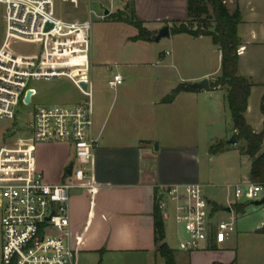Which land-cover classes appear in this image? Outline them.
<instances>
[{
  "label": "crops",
  "instance_id": "0c3cea01",
  "mask_svg": "<svg viewBox=\"0 0 264 264\" xmlns=\"http://www.w3.org/2000/svg\"><path fill=\"white\" fill-rule=\"evenodd\" d=\"M97 1L102 3L101 0ZM224 1L230 13L236 8L240 12L241 21L237 26L241 42L238 52L239 74L250 80L254 75L264 80V0ZM112 2H121V5L110 11V14L123 11L125 5L130 3L136 17L150 33L157 32L164 25L169 26L173 21L187 20V0ZM110 21L118 26L129 25ZM136 35L137 30L125 36L124 40L133 44L150 42L134 40ZM171 36L181 38L187 47L202 43L207 51L217 50L220 67V52L210 37H192L188 34ZM170 42L171 50L165 51L164 55L160 53L156 59L153 75L156 83L166 79L167 68L185 67L174 43ZM105 65V70L111 71L122 64ZM217 71L204 69L185 79L196 82L207 77L210 83L219 76L220 68ZM114 74L120 73L115 71L112 76ZM121 85L109 87L107 84L108 89L113 91L112 96L105 95L103 89L98 88L101 93L92 101L91 133L96 141L93 178L97 187L92 192L79 189L81 191L70 195L69 199L70 240L76 250L77 264H90L94 260L96 264L99 261L100 264H116L117 260L118 264H165L155 242L156 207L163 219L164 242L174 250L176 264H239L232 248L234 232L221 244L212 243L205 249L192 252L179 251L177 245L182 232L175 224L171 205L167 203V218L162 216L159 208L165 187L186 184L202 186L211 206L217 208L213 213L215 219L218 218V212L231 213L234 205L242 204L240 198H234V189L243 188L249 182L250 160L240 154L236 144H224L216 152H211L217 143L206 140L197 129L198 122L206 121L207 118L206 103L203 102L207 98L206 93L183 91L172 102L164 103L163 98L174 87L158 90V87L153 86L151 100L134 106L127 96L123 97V90L118 89ZM257 85L253 83L251 87L245 112L247 124L256 132L261 130L264 118L260 115L256 124H251L247 110L251 92ZM214 91L223 92L224 100V91ZM116 92L118 94L115 96ZM208 107L213 109L212 105ZM154 145L157 148L154 149ZM70 149V145L59 143L36 146V167L43 173L45 182L57 184L73 180L66 174L67 166L74 161L70 158ZM244 163L246 168L243 171L240 168ZM227 207L230 212L225 211ZM259 207L264 208V205ZM263 225L264 218L258 229ZM256 230L255 234L264 237L263 233H257ZM172 243L174 246H171Z\"/></svg>",
  "mask_w": 264,
  "mask_h": 264
},
{
  "label": "built area",
  "instance_id": "2783aa9c",
  "mask_svg": "<svg viewBox=\"0 0 264 264\" xmlns=\"http://www.w3.org/2000/svg\"><path fill=\"white\" fill-rule=\"evenodd\" d=\"M60 1L74 8L79 5V0ZM0 4L4 7L0 118L14 120L22 109L32 105L36 93L29 86L31 80L65 77L87 98L84 103L72 106H38L21 128L3 138L0 146V264H77L69 230L70 190L92 192L97 187L93 178L96 141L91 133L93 118L88 79L91 13L89 11L88 19L65 20L56 13L54 0H0ZM98 17L105 18L103 13ZM11 36L31 41L36 47L34 54L24 56L6 51V42ZM122 82L121 75L114 74L107 84L116 87ZM81 84H85V89ZM28 90L31 95L26 103ZM44 143L67 144L73 148L72 181L45 182L35 162V148ZM243 187L245 189L235 187L234 198L253 201L263 196L262 184L248 182ZM162 192L163 199L159 203L162 216L167 218L168 203L175 224L182 232L177 245L179 251L192 252L212 243L221 244L235 231L233 219L214 218L213 207L201 185H172Z\"/></svg>",
  "mask_w": 264,
  "mask_h": 264
},
{
  "label": "rangeland",
  "instance_id": "374dc122",
  "mask_svg": "<svg viewBox=\"0 0 264 264\" xmlns=\"http://www.w3.org/2000/svg\"><path fill=\"white\" fill-rule=\"evenodd\" d=\"M54 1L56 13L65 20L88 19L89 11L91 13L88 79L91 86L92 101L93 99L96 100L98 94L101 93V91H99L100 93L98 92V88L103 89L105 95H113V91L108 89L106 82L112 78V74L115 71L120 73L124 81L118 89L123 90V97L127 96L126 98L134 106L151 100L153 86L158 87V90H165L170 86L175 88L180 84L195 82L185 78H189V76L204 69L207 71H219L218 51H207L202 43L187 47L185 42L180 40L181 38L176 36L173 38L171 36L158 42L133 44L125 41L124 38L136 32V29L126 24L122 26L111 24L110 19L106 17L103 20L99 19L98 16L103 12L97 0H79L78 8H74L72 4L63 3L60 0ZM101 1V4L109 8L111 12L121 5V2ZM206 5L211 15V6L209 3H206ZM225 5L227 7L226 3ZM3 14L4 7L0 4V45L4 40ZM170 41L174 43V48H176L180 58L185 62V67L182 69L178 67L167 68L168 76H166V79L162 80L161 78L162 81L160 82L159 80L157 81L159 83H156L155 76H153L156 71V59L160 53L164 55L165 51L171 50L172 44ZM5 50L16 55L28 56L34 54L36 47L31 41L11 36L7 39ZM108 63L113 65L119 63L122 65L108 71L105 70V64ZM251 81L258 85L251 92L247 117L251 124H256L260 115L264 118V110H261L260 105L264 80L254 75ZM29 86L36 93L32 100V105L22 109L14 120L0 118V146H2V140L7 134L12 135L16 129L21 128L28 121L29 114L34 108L41 105L72 106L84 103L87 99L65 77L31 80ZM146 93L149 94L146 95ZM203 93L207 95V98L203 101L206 103L207 118L206 121L201 122L200 120L198 122L197 129L201 135H204L206 140H213V142L217 143L215 145L220 144V142L226 144V141L232 136V122L225 100H223V92L210 90ZM117 94L116 92L115 96ZM210 105L213 106V109L208 107ZM242 143H236V147L239 148ZM262 148L264 149V143ZM70 158L74 160L72 147L70 149ZM244 168H246V163L241 165L240 170L244 171ZM243 188L245 189V187ZM77 191L81 190L71 189L70 195ZM239 201L245 205L244 213H236L234 211L231 213L218 212L217 216L220 218L219 220L230 218L234 220L235 231L231 238L234 242L232 248L234 253H236L239 264H264V237L254 233L264 218V208L250 204L251 201L244 197H241ZM218 218L216 217V219ZM171 246H174L173 243ZM94 262L95 260L90 262V264H96ZM118 262L117 260L116 264Z\"/></svg>",
  "mask_w": 264,
  "mask_h": 264
},
{
  "label": "trees",
  "instance_id": "16d2710c",
  "mask_svg": "<svg viewBox=\"0 0 264 264\" xmlns=\"http://www.w3.org/2000/svg\"><path fill=\"white\" fill-rule=\"evenodd\" d=\"M206 3L211 6L209 14ZM106 18L124 22L137 30L134 40H147L153 35L145 29L143 22L139 20L133 7L127 3L123 11H116ZM241 21L240 12L236 8L229 12L224 0H187V20L173 21L169 25L170 34H188L192 37L208 36L211 42L220 52V74L209 83L210 90L224 91V100L229 111L232 132L236 142H243L238 148L241 155L250 160L248 181L259 183L264 186V122L261 130L254 131L245 119L247 100L253 83L247 77L239 74L238 71V49L240 39L237 34V26ZM188 84H180L173 88L163 98L164 103H170L175 96L183 91H194ZM261 110H264V93L261 97ZM224 144L220 143L213 147L211 152H216ZM244 204L234 205L236 213H244ZM217 211L216 207L212 208ZM155 242L157 252L164 259L165 264H176L175 252L164 242L163 219L156 207L154 213ZM264 234V225L256 230ZM100 264V261L97 263Z\"/></svg>",
  "mask_w": 264,
  "mask_h": 264
},
{
  "label": "water",
  "instance_id": "95a60500",
  "mask_svg": "<svg viewBox=\"0 0 264 264\" xmlns=\"http://www.w3.org/2000/svg\"><path fill=\"white\" fill-rule=\"evenodd\" d=\"M100 8L103 12V15L106 17L110 14V10L109 8H107L106 6L100 5ZM50 28V25H47V29ZM170 37V30H169V26L168 25H164L162 27H160L157 32L153 35H150L147 37V40L150 42H158L163 38H169ZM190 89H195L197 91H208L209 90V80L207 77H204L202 79H200L199 81L193 82V83H189L187 85ZM81 87L85 89V84H81ZM30 95H31V91L28 90L26 92L24 101L26 103H29L30 101ZM18 111L16 110V113ZM236 139L234 136H231V138L229 140L226 141L227 145H235ZM157 148L156 145H154V149ZM73 167V162L69 163V165L66 168V174L70 175L71 174V170ZM250 204L254 205V206H261L264 205V196H262L260 199L257 200H253L250 202ZM226 212H230V208L227 207L225 208Z\"/></svg>",
  "mask_w": 264,
  "mask_h": 264
}]
</instances>
